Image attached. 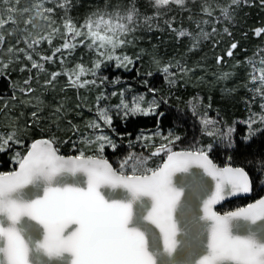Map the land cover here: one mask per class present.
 I'll list each match as a JSON object with an SVG mask.
<instances>
[{"label":"snow or ice","instance_id":"obj_1","mask_svg":"<svg viewBox=\"0 0 264 264\" xmlns=\"http://www.w3.org/2000/svg\"><path fill=\"white\" fill-rule=\"evenodd\" d=\"M0 2L6 6L0 9V29L8 23L18 27L22 21L23 31L28 32V26L36 28L34 21L37 19L47 22L49 28L55 23L51 16L54 9L45 7L44 0H32L23 8L19 7L20 0ZM240 2L231 0L228 6L220 9L225 20L231 19L232 6ZM170 4L184 7L186 0H153V6L158 10ZM58 6L64 7L63 4ZM202 11L212 16L210 6H202ZM138 16L139 11L133 5L123 13L119 10L93 13L79 26L66 19L61 48H56L52 56L41 59L51 61L61 49L74 50L78 44H86L89 48L94 47L99 57H104L107 52V60L116 61L118 67L124 66L125 61L131 63L130 57L116 52L129 43L121 37L135 30ZM150 19L152 17H145V22ZM202 22L209 23L208 20ZM212 31L215 32V28ZM52 32L59 33L60 28H52ZM255 32L259 36L264 29ZM31 35L28 32V36ZM180 35L191 34L181 32ZM200 35L206 38L209 33L201 30ZM4 39L0 33V45ZM43 40L52 43L48 35L32 39L30 43L25 37L29 49ZM236 47L233 43L227 55L231 56ZM7 51L12 53L14 49L9 47ZM16 51L25 52V49ZM25 55L32 61V68L43 70V64L32 60L30 54ZM103 62L97 59L91 68L77 64L63 73L53 72L47 83L64 74L73 87L95 84V80L83 77L95 76ZM249 63L253 64L251 82H259L256 91L264 96L261 92L264 67L256 68L253 61ZM260 63L264 65V60ZM170 67H163V73L169 75ZM180 71L187 70L181 68ZM120 97L116 107L123 109L125 115L154 114L157 106L153 99L147 107H142L143 95L134 97L131 104L126 102L123 92ZM104 98L103 94L97 98V119L89 123L90 128L101 129L102 124H112L109 108L99 106V101ZM261 109L264 111V104ZM195 110L196 105H193V114ZM256 122L251 117L245 121L249 129L247 138L255 134L252 125ZM259 122L264 124V114L259 116ZM202 124L207 135L217 134L215 121L202 118ZM233 131L234 128H228L220 135L230 138ZM104 142L115 147L103 134L84 140L86 147L95 144L97 152H103ZM55 143L54 137L33 141L24 154L16 153V170L0 172V264H46L40 257L65 264H187L174 259L178 249L189 258L190 264H264V198L223 214L214 211V206L225 198L252 191V182L243 168H220L203 148L177 152L168 145H160L150 156L130 154L116 169L107 159L86 155L83 149L77 156L60 155ZM171 143L173 141H169ZM13 144H22L15 130L0 133V152ZM162 152L166 158L155 167L149 166L151 158ZM193 167L202 169L203 175L191 174ZM177 173L189 174L192 189L189 196L200 201L199 214L188 221L193 233L192 242L183 247L180 237L182 230L188 231L182 229L186 212L184 200L188 197L185 186L177 184ZM241 221L243 225L239 223ZM240 228L245 229L244 234ZM205 233L206 239L201 240Z\"/></svg>","mask_w":264,"mask_h":264},{"label":"trees","instance_id":"obj_2","mask_svg":"<svg viewBox=\"0 0 264 264\" xmlns=\"http://www.w3.org/2000/svg\"><path fill=\"white\" fill-rule=\"evenodd\" d=\"M30 1L20 0L19 7ZM230 3L231 0H186L184 7L170 4L158 10L153 0H46L45 7L54 9L51 16L60 27L66 19L79 26L93 13L116 10L123 13L134 5L139 11L135 30L125 37L129 43L120 48L132 62L125 61L124 66L118 67L114 60L104 61L92 76L96 83L83 88L70 86L64 74L51 83L40 84L51 80L52 72L63 73V64L59 62L56 69L48 60H39L37 63L44 65L43 70L29 65L23 72L25 78L15 61L1 70L0 118L10 122L22 144H13L0 152V172L15 169L16 151L24 154L35 139L53 137L60 155L77 156L83 149L86 155L107 159L119 169L120 161L134 151L150 156L161 140L151 138L139 142L138 138L160 132L168 134L166 141H173L170 145L173 151L203 148L217 166L241 167L248 173L253 187L251 197L230 201L216 209L219 213L234 211L263 196L264 124L254 123L255 134L247 138L249 129L244 122L257 107L251 95L249 61L264 59V32L259 36L255 32L264 29V0H241L232 6L231 19L225 20L220 9ZM60 4L64 7H59ZM205 5L211 7V17L202 11ZM145 17L152 19L145 22ZM204 20L209 23L204 24ZM201 30L209 35L201 36ZM18 32L13 34L14 38ZM181 32L191 35L181 36ZM233 43L237 47L228 56ZM65 52H69L67 58L63 55ZM56 55L63 61L91 67L96 57L85 46L61 50ZM165 66H171L169 75L162 71ZM181 68L187 71H180ZM37 78L39 82L33 89L31 84ZM22 79L28 83L23 84ZM113 92L117 95L113 96ZM121 92L124 99L127 95L137 98L143 95L142 105L155 99L154 114L125 115L123 109L116 107ZM102 94L105 98L99 101V106L109 108L112 124H102L101 131L115 147L108 144L103 152H97L96 146L86 147L84 140L91 131L89 123L97 119V98ZM32 95L38 101L28 106L26 102ZM193 105H196L195 114ZM201 118L214 119L234 131L227 139L208 136ZM177 136L180 139L175 140ZM164 158L163 152L152 157L149 166L155 167Z\"/></svg>","mask_w":264,"mask_h":264},{"label":"rangeland","instance_id":"obj_3","mask_svg":"<svg viewBox=\"0 0 264 264\" xmlns=\"http://www.w3.org/2000/svg\"><path fill=\"white\" fill-rule=\"evenodd\" d=\"M31 2L32 1H30V3ZM45 2H46V0H44V6H45ZM1 5H2V8L6 7L2 2H1ZM28 5H24V6H20V7L23 8V7L28 6ZM45 15H47V13H45ZM34 23L36 24V28L33 29L31 26H28V32L32 33L31 36H28V32L23 31L25 26L22 23V21H21V23L19 24L18 27L12 25L11 23H8V24L5 25V27L3 29H0V33H2L4 35V37H5L4 43L2 45H0V72H1V70H3L5 68V67H3V65H5V64L9 65V64H11V62L15 61L16 63H18L17 64L18 65L17 68H18L19 73H22L24 78H25L26 77V73H23V72L29 68V65L32 66V61H30V60H28L26 58L25 53L30 54L32 56V60H35L36 62H38L39 60L40 61L43 60V59H41V57L52 56L53 52L55 51L56 48H61V46H62V44L64 42V38H65L62 35V33L65 31L63 26L60 27V26H57L54 23L52 25V28H60V32L59 33H53L52 32V28H49L47 26V22H45L44 20L37 19L36 21H34ZM16 30H18L19 32L17 33L16 37L14 38L13 34H16ZM10 33H12V34H10ZM45 35L50 36V38L52 39V43L51 44H49L46 40H43L38 45L34 46L33 49H29L27 47V43L25 42V37H28V42L30 43L32 39H38L40 36H45ZM121 38L125 39V37H121ZM80 39H82V37ZM80 46H85L86 49H89V50L93 51V53L96 55L94 61H96L97 59H102L103 61H107V58H106L107 57V52L105 53L104 57H99L94 47L93 48H89V47L86 46V44H78L77 45V47H80ZM9 47H12L14 49V51L12 53H8L7 49ZM21 48L25 49V52L16 51L17 49H21ZM120 48L117 49L116 54L117 55H121V56H123V55L128 56V54L124 51V49L121 50ZM61 50L71 51L73 49H61ZM68 54H69V52L63 53V55L66 58L68 57ZM62 60L63 59L61 58V56L55 55L53 57V59L51 61H49V62L54 64L53 67L56 68V69L58 68L57 65H56L57 62H59L60 64H63L62 65V69H61V71H63V72L66 69L74 68L75 65H77V64H83V63H80V62L69 63V61L66 62L65 60L63 61V63H61ZM261 60H264V59H258L257 58L256 60L253 61L256 68L264 67V65H262L260 63ZM115 63L117 64L116 61H115ZM83 65L86 68H91V66H87L86 64H83ZM250 66L252 67V71H253V64L250 63ZM22 68L24 69L23 71H21ZM257 75H258V73H257ZM50 77H51V75H50ZM66 78H67V76H66ZM83 79L92 80V75L89 74V75L83 77ZM21 82H23V84H24L25 80L22 79ZM38 82H39V78H37L35 81L32 82L34 84H31V87L34 89L35 83H38ZM249 82L252 85V88H251L252 94L251 95H252V97H253V99L255 101V104L257 106L255 109H252V115L250 117L252 119L256 120L257 122H259V116L264 114V111H262V109H261V104H264V96H262L261 93H258L256 91V89L260 86L258 81L256 83H252L251 82V76H250ZM46 83L47 82H41L40 84H46ZM67 83L69 84L68 78H67ZM28 88H30V86ZM35 89H36V87H35ZM261 92H264V89H261ZM133 98L134 97H131V95H127L125 100H126V102L131 104ZM28 100L29 101L26 102V104L28 106H33L35 104V101H38L35 95H32ZM141 106L142 107H147L148 104L147 105H141ZM123 112H124V110H123ZM208 119H210V118H208ZM211 120L215 121L214 119H211ZM201 125H202L204 131L206 132V129H205L204 125L202 124V118H201ZM246 125H247V123H246ZM12 127L13 126L10 124V122L7 119L5 120L3 118H0V133H8L9 131L13 130ZM209 127L211 128L213 126L210 125ZM214 127H215L216 130H218L217 134L214 135V136H219V137L224 138V139L228 138V137L221 136L220 133L227 131V129L229 127H227L226 125H224V124H222L221 122H218V121L217 122L215 121ZM101 129L91 128V131L89 132L88 139H94L95 136L103 134ZM151 138H159L161 140V145H168L169 147H171L170 146L171 144H169L170 140L166 141V139H168V134H161L160 132H152V133H149V134H142L138 138V141L142 142V141H144L146 139H151ZM104 143H105V146L108 145L107 142H104ZM91 146H96V145L93 144ZM17 152L18 151L15 152L14 156L16 155ZM130 154L142 155L141 153H138V152H135V151L130 153ZM143 156H146V155H143Z\"/></svg>","mask_w":264,"mask_h":264},{"label":"water","instance_id":"obj_4","mask_svg":"<svg viewBox=\"0 0 264 264\" xmlns=\"http://www.w3.org/2000/svg\"><path fill=\"white\" fill-rule=\"evenodd\" d=\"M42 139H46V138H38V139H35V140H42ZM34 140V141H35ZM33 142V141H32ZM31 142V143H32ZM30 143V145H31ZM29 145V146H30ZM177 152L178 151H181V150H176ZM68 157V156H66ZM166 158V157H165ZM164 158V159H165ZM163 159V160H164ZM209 159H211L209 157ZM109 162V161H108ZM110 163V162H109ZM214 163V162H213ZM111 164V163H110ZM215 164V163H214ZM113 166V165H112ZM227 166H231V165H225V166H218L220 168H224V167H227ZM233 167V166H231ZM18 168V165L15 167L14 170H16ZM13 170V171H14ZM190 173L191 174H199V175H203V171L202 169H199V168H196V167H193L191 170H190ZM176 178H177V184L178 186H185V195L186 197H188L187 199L184 200V204H185V209H186V212H185V216H184V219L182 220V229L184 228H187L188 231L185 232L182 230V234H181V237H180V240H181V245L182 247L185 245V244H188V243H191L192 242V239H193V233H192V229L190 227V225L188 224V221L199 214L200 212V209H199V199L198 198H192L191 196H189V193L190 191L192 190L191 189V184L189 182V174H185V173H177L176 174ZM250 178V177H249ZM205 179L207 180L208 178L205 177ZM251 180V179H250ZM209 183H211V181H209ZM252 192H253V187H252V191L249 192V193H245V194H237V195H234V196H230V197H227L225 198L224 200H222L219 204H216L214 206V211L218 212L216 209L230 201H233V200H236V199H248L251 197L252 195ZM261 198H264V195L261 196L260 198L252 201L251 203H254L255 201L261 199ZM249 203V204H251ZM247 206V205H246ZM244 206V207H246ZM219 213V212H218ZM220 214H223V213H220ZM202 223V222H201ZM241 225L244 224L243 221L239 222ZM239 231L241 232V234H244L245 232V229L244 228H240ZM201 240L203 239H206V233L200 237ZM35 259V257H34ZM41 260L45 261L46 264H65L64 261H47V258L46 257H40ZM174 259L176 261H184V262H187V264H190V260L188 257L184 256L182 253H181V250L178 249V252L176 254V256L174 257Z\"/></svg>","mask_w":264,"mask_h":264}]
</instances>
